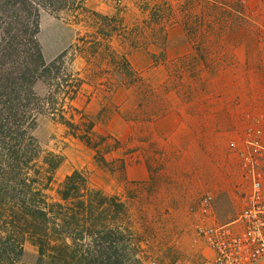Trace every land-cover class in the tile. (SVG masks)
<instances>
[{
    "label": "rangeland",
    "instance_id": "1",
    "mask_svg": "<svg viewBox=\"0 0 264 264\" xmlns=\"http://www.w3.org/2000/svg\"><path fill=\"white\" fill-rule=\"evenodd\" d=\"M258 1L86 0L88 9L103 14L119 13L130 26L142 23L151 12L158 15L165 12L169 16L171 6L175 18L167 24L171 34L169 53L167 45L160 41L130 50L129 58L140 77L136 83L117 85L110 92L84 84L75 99L74 104L94 122L96 134L108 138V148L101 155L80 138L68 134L63 124L52 119L50 112L41 114L43 100H51L54 90L52 84L55 81L51 77L44 78V73L38 71L19 81L24 85L20 91L22 97L32 102V112L37 115V124L30 134L36 137L42 155L54 151L62 156L47 191L49 195L57 199L63 180L73 171L80 170L91 187L126 201L127 226L119 233L123 238L118 244L119 252L123 254L120 264H150L153 258L159 264L178 259L199 264L211 256L209 247L195 231L202 197L207 193L213 195L212 219L216 223L230 222L240 212L247 184L239 158L232 150L188 149L186 146L198 144H183L177 137L168 138L165 127L158 125L152 131L147 121L152 119V111L156 118L165 115L168 93L176 96L183 91V74L196 82L198 66H215V62L225 61L227 52L224 48H229L231 42L222 37V32L247 26L262 30L264 14ZM145 7H148L146 12H142ZM35 13L39 15L37 32ZM61 15L62 18H58V9L52 6L42 5L38 11L30 8L22 47L26 48L24 37L29 43V38L31 40L36 34L45 59L52 61L57 57L73 39L75 28L86 30L84 22L68 24V11ZM8 22V16H0V31L5 30ZM184 31L188 42L183 55ZM21 52L6 54L5 58L0 53L1 81L16 82L20 77L19 72L24 68L19 64L25 57L22 55L25 52ZM71 66L85 76L83 57L77 56ZM31 82H34L32 93L29 91ZM188 92L191 93V88ZM140 161L148 165L150 177L147 181L129 179L126 174L127 164ZM38 254V247L27 240L19 264H36Z\"/></svg>",
    "mask_w": 264,
    "mask_h": 264
},
{
    "label": "trees",
    "instance_id": "2",
    "mask_svg": "<svg viewBox=\"0 0 264 264\" xmlns=\"http://www.w3.org/2000/svg\"><path fill=\"white\" fill-rule=\"evenodd\" d=\"M85 1L0 0V16L10 20L0 31L1 56L25 52H21L25 57L19 64L24 69L16 82L0 79V264H19L27 240L38 247L36 264H120L123 257L118 244L123 239L119 233L127 226L126 201L91 187L80 170L63 180L57 199L47 192L62 156L54 151L42 155L40 144L30 134L37 115L32 112V102L22 97L24 85L19 81L38 71L44 78L51 77L54 90L51 100H43L41 114L50 112L68 134L101 155L108 148V138L96 134L94 122L74 104L75 99L84 84L110 92L117 85L136 83L140 77L130 62V50L159 41L166 46L167 24L175 18L171 6L169 16L151 12L142 23L130 26L119 13L88 9ZM42 5L58 9L60 19L68 11V24L84 22L86 26L85 31L75 28L71 42L52 61L45 59L36 34L29 43L24 37L26 48L21 45L29 9L38 11ZM77 56L86 61L84 77L71 66ZM33 83L29 84L31 93Z\"/></svg>",
    "mask_w": 264,
    "mask_h": 264
},
{
    "label": "crops",
    "instance_id": "3",
    "mask_svg": "<svg viewBox=\"0 0 264 264\" xmlns=\"http://www.w3.org/2000/svg\"><path fill=\"white\" fill-rule=\"evenodd\" d=\"M258 2L264 14V0ZM221 35L231 42L229 48H224L225 61L215 62V66H198L196 82L183 74V91L176 96L168 93L165 115L160 113L156 118L152 111V119L147 121L152 131L158 125L165 127L168 138L177 137L183 144H198L186 146L188 149L232 150L230 142H240L251 129L264 126V23L262 30L232 27ZM182 42L184 55L188 42L186 31ZM168 44H171L169 30L166 43L169 53ZM190 88L191 93H187ZM126 167L129 179L142 182L150 177L148 165L143 161Z\"/></svg>",
    "mask_w": 264,
    "mask_h": 264
},
{
    "label": "built area",
    "instance_id": "4",
    "mask_svg": "<svg viewBox=\"0 0 264 264\" xmlns=\"http://www.w3.org/2000/svg\"><path fill=\"white\" fill-rule=\"evenodd\" d=\"M229 145L239 158L247 191L238 215L222 224L212 219L213 195L207 193L200 200L195 231L211 256L199 264H264V126ZM150 264L159 263L153 258ZM168 264L193 263L178 259Z\"/></svg>",
    "mask_w": 264,
    "mask_h": 264
}]
</instances>
